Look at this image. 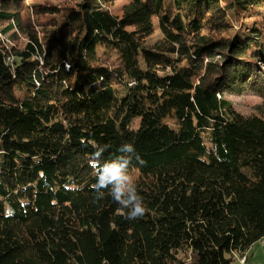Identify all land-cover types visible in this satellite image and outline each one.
I'll return each mask as SVG.
<instances>
[{
    "label": "trees",
    "instance_id": "trees-1",
    "mask_svg": "<svg viewBox=\"0 0 264 264\" xmlns=\"http://www.w3.org/2000/svg\"><path fill=\"white\" fill-rule=\"evenodd\" d=\"M26 1L0 0V264L248 259L264 238V100L247 115L223 94L264 95V0H128L121 15L116 0ZM126 143L135 220L92 187L97 150L117 161Z\"/></svg>",
    "mask_w": 264,
    "mask_h": 264
},
{
    "label": "clouds",
    "instance_id": "clouds-1",
    "mask_svg": "<svg viewBox=\"0 0 264 264\" xmlns=\"http://www.w3.org/2000/svg\"><path fill=\"white\" fill-rule=\"evenodd\" d=\"M106 148L107 146L99 148L90 160V167L93 168L96 176V183L92 186L96 192V198H104L107 192L113 201L127 211V219L143 218L147 209L131 174L132 160L137 157L134 146L126 143L119 148V152L126 150L133 153V156L119 157L117 161L100 164L99 158ZM119 159H123L124 162L120 163Z\"/></svg>",
    "mask_w": 264,
    "mask_h": 264
},
{
    "label": "rangeland",
    "instance_id": "rangeland-1",
    "mask_svg": "<svg viewBox=\"0 0 264 264\" xmlns=\"http://www.w3.org/2000/svg\"><path fill=\"white\" fill-rule=\"evenodd\" d=\"M39 2V3H52V4H64L65 2L69 1V0H27L26 1V7L29 4V2ZM128 3V0H116L115 3L113 4V13L121 15L122 14V8L124 5H126ZM242 15V14H241ZM242 15V32H244L245 35H247V33L254 31V27H256V24H254V19L251 16H245ZM154 22H155V32L153 33V35L148 39V43H154L156 42L159 38L162 37V33L158 27V20L156 18H154ZM245 22V24H244ZM237 25H240L239 23ZM258 29H260L261 33H263L264 35V27L262 25H258L257 26ZM264 45V42H263ZM98 53L100 56V59L102 60V62L109 64L111 66L116 65L117 64V60L116 57L114 55L113 52H111L110 50L104 48L103 46H99L98 47ZM219 56H216L219 59ZM215 57V58H216ZM206 59V61L208 60L207 57H204ZM215 58H213V60H215ZM261 69L264 70V66L262 65ZM259 73V72H258ZM229 101L232 102L233 107L243 113V114H259L258 111V106L262 105L263 100H264V95L261 94L258 91L255 90H251L249 89H245L243 91H241L240 93H237L233 90L227 91L225 90L224 94H223ZM166 123L175 126V122L173 119H166L165 120ZM132 177L134 182H137L139 180V173L138 172H132ZM241 257L242 256H237V258L233 261L232 264H242L241 263ZM243 258V257H242ZM245 264H264V245L261 241H257L254 245H252V247L249 249L248 252V259H247V263Z\"/></svg>",
    "mask_w": 264,
    "mask_h": 264
},
{
    "label": "bare ground",
    "instance_id": "bare-ground-1",
    "mask_svg": "<svg viewBox=\"0 0 264 264\" xmlns=\"http://www.w3.org/2000/svg\"><path fill=\"white\" fill-rule=\"evenodd\" d=\"M260 241H261V242L263 243V245H264V238H263V239H261ZM242 257H243V258H242ZM242 257H241V260H240V261H241V263H242V264H244V259H246L245 263H247V256H246V255H244V256H242Z\"/></svg>",
    "mask_w": 264,
    "mask_h": 264
},
{
    "label": "built area",
    "instance_id": "built-area-1",
    "mask_svg": "<svg viewBox=\"0 0 264 264\" xmlns=\"http://www.w3.org/2000/svg\"><path fill=\"white\" fill-rule=\"evenodd\" d=\"M245 261H246V259H244V264H245Z\"/></svg>",
    "mask_w": 264,
    "mask_h": 264
}]
</instances>
